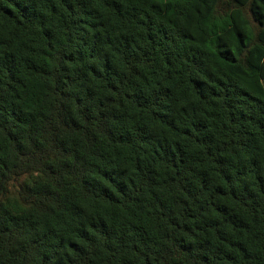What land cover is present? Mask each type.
<instances>
[{
	"label": "trees",
	"instance_id": "obj_1",
	"mask_svg": "<svg viewBox=\"0 0 264 264\" xmlns=\"http://www.w3.org/2000/svg\"><path fill=\"white\" fill-rule=\"evenodd\" d=\"M0 264H264V0H0Z\"/></svg>",
	"mask_w": 264,
	"mask_h": 264
}]
</instances>
